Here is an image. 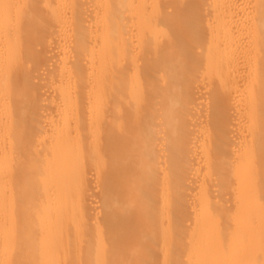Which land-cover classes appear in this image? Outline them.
<instances>
[{"label": "bare ground", "instance_id": "6f19581e", "mask_svg": "<svg viewBox=\"0 0 264 264\" xmlns=\"http://www.w3.org/2000/svg\"><path fill=\"white\" fill-rule=\"evenodd\" d=\"M0 264H264V0H0Z\"/></svg>", "mask_w": 264, "mask_h": 264}]
</instances>
